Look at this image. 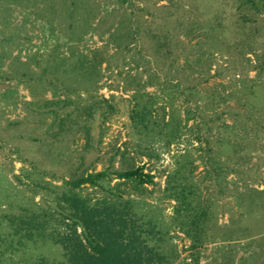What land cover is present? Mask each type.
Wrapping results in <instances>:
<instances>
[{"label": "rangeland", "instance_id": "374dc122", "mask_svg": "<svg viewBox=\"0 0 264 264\" xmlns=\"http://www.w3.org/2000/svg\"><path fill=\"white\" fill-rule=\"evenodd\" d=\"M245 9L238 0H0V220L45 204L34 179L59 185L111 163L143 166L154 183L131 196L164 221L184 264L190 242L164 187L185 164L214 208L199 264H264V194L253 190H264V10L247 21ZM166 32L171 54H156L152 35ZM58 98L72 103L43 105ZM137 99L152 102L157 120L172 113L179 137L139 133ZM26 253L59 258L60 247L31 242L14 261Z\"/></svg>", "mask_w": 264, "mask_h": 264}, {"label": "trees", "instance_id": "16d2710c", "mask_svg": "<svg viewBox=\"0 0 264 264\" xmlns=\"http://www.w3.org/2000/svg\"><path fill=\"white\" fill-rule=\"evenodd\" d=\"M238 2L239 8L246 6L245 10L251 11L241 13L247 21L252 20L251 15L258 16L264 10V0ZM152 38L156 42V54H171L172 35L155 33ZM103 60L86 59L87 65L80 74L89 77ZM137 100L130 118L139 133L163 135L168 144L179 137V121L172 113L161 123L155 119L151 101ZM61 103L65 106L72 101L66 98L43 101L44 106H60ZM86 106L83 108L89 109L86 112L91 117L93 105ZM51 112L55 116L54 125L57 114L55 109ZM65 123L66 119L60 118L58 126ZM85 133L88 135L87 129ZM153 183L154 175L143 166L114 167L112 163L98 171L73 174L59 185L34 179L33 184L42 188L49 199L43 200L44 205L35 203L33 208L21 207L17 212L3 214L0 264H175L179 251L166 224L155 211L141 209L131 196ZM90 188L92 190H88ZM253 190L264 194L263 189ZM164 193L174 201L172 223L190 242V261L184 264H199L200 250L211 230L213 201L203 195L201 185L185 164L167 174ZM254 208L257 207L252 203L247 211L252 212ZM263 239L264 235L259 240ZM31 242L34 245L51 242L59 246L60 257L26 253L22 260L15 262L13 256ZM240 264L251 262L242 258Z\"/></svg>", "mask_w": 264, "mask_h": 264}]
</instances>
